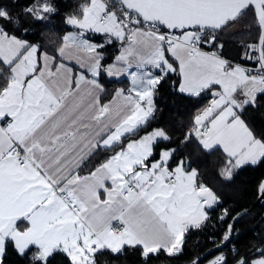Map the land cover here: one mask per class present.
<instances>
[{
    "label": "snow or ice",
    "instance_id": "6c2138e0",
    "mask_svg": "<svg viewBox=\"0 0 264 264\" xmlns=\"http://www.w3.org/2000/svg\"><path fill=\"white\" fill-rule=\"evenodd\" d=\"M56 11L55 0H32L22 15L42 22ZM249 15L260 28L245 46L252 69L216 54L225 29ZM18 19L0 8V65L8 73L0 83V264L9 245L28 264H52L57 255L65 264H99L128 248L143 264L161 251L182 254L186 235L207 224L219 198L164 144L165 130H149L155 92L179 71L180 92L212 93L182 143L222 149L226 178L264 162V136L241 119L264 96V0H84L65 18L77 31L63 36L56 55L18 38ZM88 33L120 45L114 63H103L105 45ZM67 60L81 67L75 79ZM102 74H128L131 87L101 103ZM257 193L264 199V181ZM233 231L229 224L223 240ZM255 252L230 257L218 248L192 264H264V248Z\"/></svg>",
    "mask_w": 264,
    "mask_h": 264
},
{
    "label": "trees",
    "instance_id": "16d2710c",
    "mask_svg": "<svg viewBox=\"0 0 264 264\" xmlns=\"http://www.w3.org/2000/svg\"><path fill=\"white\" fill-rule=\"evenodd\" d=\"M83 1L55 0L56 13L46 17L42 22L22 15L32 0H0V8L7 9L14 16L19 17L16 25L18 30L14 32L17 37L39 45L42 51L56 55L63 43V36L73 29L72 26L67 25L65 18L76 13ZM259 36L260 28L253 17L251 15L243 17L225 29L220 39L223 46L216 51L217 55L240 66H254L251 61L244 58L245 46L256 42ZM91 37L95 41H101V35L94 34ZM104 45L103 63L109 64L118 55L120 45L116 42H104ZM173 65L178 69L176 63ZM7 74V69L0 65V83H3ZM181 80L179 71L170 72L159 85L154 96L155 118L151 121L149 130L159 128L168 133L171 141H165L164 144L178 150L177 159H183L190 168L198 172L199 182L209 186L218 196L220 203L215 207V211L209 213L210 219L205 226L192 229L186 235L182 254L169 256L161 251L151 259L150 264L191 263L208 250L223 243L228 225L238 213L244 210H250V213L237 221L232 243L225 249L230 257L236 252L255 255L257 247L264 248V218L262 216L264 202L257 204L258 186L264 180V162L239 168L233 173L232 178L228 179L222 174L225 159L222 149L203 150L196 140L182 145L185 133L193 126L194 117L211 103L212 97L209 91L204 92L201 97L180 92L178 85ZM99 82L105 88L101 103L109 101L119 88H127L125 81L111 80L103 74ZM241 118L255 134L264 136V96H258L256 104L246 108ZM103 156L104 153H101L89 159L86 165L81 166L79 174L87 175L94 166L98 165ZM225 209L231 218L225 217L221 220L220 217ZM230 245H233L234 249L231 250ZM2 264H28V261L17 255L9 245ZM52 264H65V262L61 255H57L52 260ZM99 264H143V262L137 250L128 248L119 258L105 253L99 257Z\"/></svg>",
    "mask_w": 264,
    "mask_h": 264
},
{
    "label": "crops",
    "instance_id": "0c3cea01",
    "mask_svg": "<svg viewBox=\"0 0 264 264\" xmlns=\"http://www.w3.org/2000/svg\"><path fill=\"white\" fill-rule=\"evenodd\" d=\"M84 3V1L80 4V5H82ZM77 31V29H75V28H73L72 30H70L69 32H76ZM69 32H67V33H69ZM94 34H96V33H88L87 35H89L90 37H91V35H94ZM96 35H101V41L100 42H98V41H95V40H93V42H95V43H104V42H108V40L102 35V34H96ZM19 38V37H18ZM109 43V42H108ZM62 46V45H61ZM49 54V53H48ZM49 55H51V54H49ZM167 56H168V58H169V62H171V63H173V64H177V65H179L178 63H177V61L175 60V58H173V57H171V55L170 54H166ZM222 58V57H221ZM222 59H224V58H222ZM226 60V59H225ZM173 61H175V62H173ZM227 61V60H226ZM65 62V64H66V67H68V68H70L71 69V75H72V77H73V79H75L76 78V76H78L79 75V73H80V71H81V67H80V65L75 61V60H67V61H64ZM115 61L113 60L111 63H109V64H112V63H114ZM231 64H234V63H231ZM2 67H4L3 65H1ZM244 67V66H243ZM6 68V67H5ZM136 70H138V69H133V71H136ZM154 72H155V70H153ZM169 74V73H168ZM107 77L109 78V79H111V80H118V81H125L126 82V84H127V88L126 87H121V88H123V89H125V91H127L128 89H130V87H131V84H130V75H128V74H124V75H121V76H110V75H107ZM181 78H182V76H181ZM101 84V83H100ZM101 87H102V89H103V91L100 93V97H102V95L104 94V92H105V88L103 87V85H101ZM121 88H119V89H121ZM118 89V90H119ZM117 90V91H118ZM204 92V91H203ZM202 93V92H201ZM115 95V94H114ZM210 95H211V97H212V99L214 98L213 97V95H212V93H210ZM196 96V95H195ZM114 97V96H113ZM113 97L110 99V100H112L113 99ZM109 100V101H110ZM109 101H107L106 103H108ZM187 166H189L188 164H186ZM191 169H193V168H191ZM193 170H195V169H193ZM206 186V185H205ZM103 198V197H102ZM219 203H220V200H219ZM218 205V204H217ZM216 205V206H217ZM215 206V207H216Z\"/></svg>",
    "mask_w": 264,
    "mask_h": 264
},
{
    "label": "water",
    "instance_id": "95a60500",
    "mask_svg": "<svg viewBox=\"0 0 264 264\" xmlns=\"http://www.w3.org/2000/svg\"><path fill=\"white\" fill-rule=\"evenodd\" d=\"M115 1H116V0H115ZM263 181H264V180H263ZM263 202H264V199H262L261 196L259 195L258 200H257V204H261V203H263ZM249 213H250V210H244V211L238 213V214L233 218V220H232V222H231V224L233 225V229H234V227H235L237 221H238L242 216H244V215H246V214H249ZM233 237H234V231H233V233H232V235L230 236V239H229L228 241H224V242L221 243L220 245L213 247L212 249L208 250L205 254H203V255L200 256V257H204V256L208 255V253H210V252H215L216 249H218V248H219V249H222V250L225 249L229 244L232 243ZM168 264H171V263H168ZM188 264H192V262H191V263H188Z\"/></svg>",
    "mask_w": 264,
    "mask_h": 264
},
{
    "label": "built area",
    "instance_id": "2783aa9c",
    "mask_svg": "<svg viewBox=\"0 0 264 264\" xmlns=\"http://www.w3.org/2000/svg\"><path fill=\"white\" fill-rule=\"evenodd\" d=\"M107 2L109 3L110 6H112V5H114V4L116 3L115 0H107ZM114 10H118V9H114ZM205 51H209V49L206 48ZM216 54H217V52H216ZM254 67H255V66H251V67H248V68H249V69H252V68H254ZM208 106H209V105H208ZM208 106H207V107H208ZM205 109H206V108H205ZM205 109H204V110H205ZM204 110H202L200 113H202ZM200 113H199V114H200ZM192 127H193V126H192ZM192 127L190 128V130L192 129ZM190 130H189V131H190ZM185 144H187V143H182V145H185ZM262 216H263V218H264V213H263ZM230 249H231V250L234 249V248H233V245H230ZM222 252H223V254L227 255V250H226V249H225V250L223 249Z\"/></svg>",
    "mask_w": 264,
    "mask_h": 264
},
{
    "label": "rangeland",
    "instance_id": "374dc122",
    "mask_svg": "<svg viewBox=\"0 0 264 264\" xmlns=\"http://www.w3.org/2000/svg\"><path fill=\"white\" fill-rule=\"evenodd\" d=\"M173 62H175V61H173ZM229 62V61H228ZM177 63L179 64V62L177 61ZM230 63V62H229ZM235 65H239V64H235ZM207 90H205L204 92H206ZM204 92H202L199 96H196V97H201V95L204 93ZM185 94H187V95H190V96H195V95H192V94H189V93H185ZM242 119V118H241ZM244 120V119H243ZM245 121V120H244ZM246 123V122H245ZM247 124V123H246ZM248 125V124H247ZM250 165V164H249ZM244 166H247V165H244ZM244 166H242V167H244ZM241 167V168H242ZM225 177V176H224ZM226 178V177H225ZM207 187H209V186H207ZM210 188V187H209Z\"/></svg>",
    "mask_w": 264,
    "mask_h": 264
}]
</instances>
